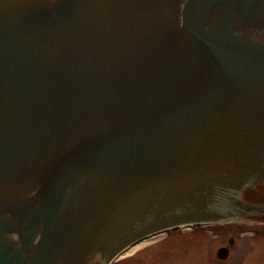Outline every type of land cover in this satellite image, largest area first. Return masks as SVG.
<instances>
[{"label": "water", "instance_id": "1", "mask_svg": "<svg viewBox=\"0 0 264 264\" xmlns=\"http://www.w3.org/2000/svg\"><path fill=\"white\" fill-rule=\"evenodd\" d=\"M263 178L264 0H0V264L264 225Z\"/></svg>", "mask_w": 264, "mask_h": 264}, {"label": "rangeland", "instance_id": "2", "mask_svg": "<svg viewBox=\"0 0 264 264\" xmlns=\"http://www.w3.org/2000/svg\"><path fill=\"white\" fill-rule=\"evenodd\" d=\"M255 221L264 222V217H255ZM228 236L235 237L236 241L228 258L220 260L216 258L215 250L222 244L228 245ZM160 253L170 258L169 264H264V225L201 226L194 231L168 232L166 241L119 264H162L153 262L157 257L155 254ZM142 257L145 261L139 260Z\"/></svg>", "mask_w": 264, "mask_h": 264}, {"label": "flooded vegetation", "instance_id": "3", "mask_svg": "<svg viewBox=\"0 0 264 264\" xmlns=\"http://www.w3.org/2000/svg\"><path fill=\"white\" fill-rule=\"evenodd\" d=\"M236 196H238L239 200L242 203H244L245 205H247L248 207L256 209L257 215H260V216L264 215V178L261 179L260 181L256 182V183L252 184V185H248V186L242 188L236 194ZM223 223H225V222H223ZM216 224H221V223H216ZM216 224H213L211 226H214ZM212 236L215 237L216 235L212 234ZM217 236H219V234H217ZM235 241H236L235 237L228 236V238H227L228 245L222 244L216 248V250H215L216 258H218L220 260L227 259L229 254H230V251H231V246L235 243ZM221 248H223L226 251V256L224 258H221L217 255V251ZM128 255H130V254H128ZM128 255H125L122 257H117L111 264H115L117 262H120L121 260L126 258ZM155 256H157V257L153 259V262L154 261H156V262L160 261V262H162V264H169V263H167V261H169L170 258L167 257L166 254L160 253V254H155ZM139 260L145 261L144 257L140 258ZM103 261H104V258L97 257V258L91 260L87 264H103ZM59 264H61V263H59Z\"/></svg>", "mask_w": 264, "mask_h": 264}]
</instances>
